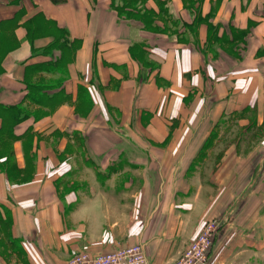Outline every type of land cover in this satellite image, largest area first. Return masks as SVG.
<instances>
[{
    "label": "crops",
    "instance_id": "crops-1",
    "mask_svg": "<svg viewBox=\"0 0 264 264\" xmlns=\"http://www.w3.org/2000/svg\"><path fill=\"white\" fill-rule=\"evenodd\" d=\"M133 1L0 0V264H264V0Z\"/></svg>",
    "mask_w": 264,
    "mask_h": 264
},
{
    "label": "built area",
    "instance_id": "built-area-1",
    "mask_svg": "<svg viewBox=\"0 0 264 264\" xmlns=\"http://www.w3.org/2000/svg\"><path fill=\"white\" fill-rule=\"evenodd\" d=\"M222 220H207L200 233L190 243L182 257L174 264H209L215 238ZM69 264H151L144 245L136 243L108 253L82 252L74 255Z\"/></svg>",
    "mask_w": 264,
    "mask_h": 264
},
{
    "label": "rangeland",
    "instance_id": "rangeland-1",
    "mask_svg": "<svg viewBox=\"0 0 264 264\" xmlns=\"http://www.w3.org/2000/svg\"><path fill=\"white\" fill-rule=\"evenodd\" d=\"M126 1L129 2V5H127V7H126L128 9L127 10L124 9V11L129 13L131 16L132 14H134L138 10V6H137L136 2H134L133 0H126Z\"/></svg>",
    "mask_w": 264,
    "mask_h": 264
},
{
    "label": "trees",
    "instance_id": "trees-1",
    "mask_svg": "<svg viewBox=\"0 0 264 264\" xmlns=\"http://www.w3.org/2000/svg\"><path fill=\"white\" fill-rule=\"evenodd\" d=\"M127 7V5H125L124 7H122V12L124 11V9Z\"/></svg>",
    "mask_w": 264,
    "mask_h": 264
}]
</instances>
